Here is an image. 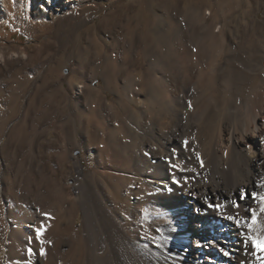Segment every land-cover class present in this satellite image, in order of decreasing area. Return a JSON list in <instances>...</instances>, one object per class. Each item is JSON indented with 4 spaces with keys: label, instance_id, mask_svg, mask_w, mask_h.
<instances>
[{
    "label": "bare ground",
    "instance_id": "obj_1",
    "mask_svg": "<svg viewBox=\"0 0 264 264\" xmlns=\"http://www.w3.org/2000/svg\"><path fill=\"white\" fill-rule=\"evenodd\" d=\"M171 42L154 39L147 47L150 68L156 72L143 73L139 83L143 87L149 76L153 95L142 101L138 113L127 117L126 129L117 116V124L103 140L107 130L92 116L88 119L87 132L99 158L105 151L116 158L113 171L96 166L86 172L80 158L67 168L70 141L48 153L50 164L55 160L77 173V183H88L89 201L77 185L55 178L56 168H48L43 159L20 180L21 161L9 188L14 200L6 201L0 178V230L4 229L6 247L0 264H131L135 254L137 264H261L264 251L258 252L249 237L264 232L259 228L253 232L243 221H250V209H256L258 225L264 223L258 197L251 195L264 194V86H249L250 93L243 92L239 106L224 105L214 92L205 93L206 86L224 80V74L225 87H231L236 71L220 65L228 40L206 38L196 42L194 52L208 57V66L184 89L185 97H168L167 70L188 81L196 66ZM263 48L249 44L236 60L242 81L256 74L259 66L264 70V60L258 59H264ZM107 101L113 111L123 108ZM121 159L127 165L121 166ZM132 168L137 172L134 177L128 175ZM173 178L181 185H174ZM242 190L248 194L244 200ZM209 203L225 207L209 208ZM78 204L83 209L81 222ZM228 215L243 218L241 225ZM73 234L78 242L66 249L64 237ZM197 240L214 243L198 247ZM260 248L264 250V244Z\"/></svg>",
    "mask_w": 264,
    "mask_h": 264
},
{
    "label": "rangeland",
    "instance_id": "obj_2",
    "mask_svg": "<svg viewBox=\"0 0 264 264\" xmlns=\"http://www.w3.org/2000/svg\"><path fill=\"white\" fill-rule=\"evenodd\" d=\"M206 38L228 40L220 65L237 72L231 87H225L224 74V80L207 85L204 92H214L224 105L239 106L249 86H264L262 66L242 81L236 62L249 44L264 47V0H0V178L6 201L14 200L9 188L21 161L20 180L42 159L48 168H56L55 178L77 185L89 201L88 183H77V173L59 162L50 164L48 153L70 141L67 168L80 158L86 172L96 166L113 171L116 158L105 150L99 158L87 132L88 119L92 116L107 130L103 140L117 116L127 128V117L153 95L149 76L156 71L150 68L147 47L154 39L172 41L196 65L188 81L166 72L168 97H185L184 89L210 62L194 52L196 42ZM143 73L149 76L142 87ZM107 100L123 110L113 111ZM119 164L127 165L124 159ZM134 169L129 176L137 173ZM78 206L81 222L83 209ZM76 238L65 236L64 247L76 244ZM3 242L2 228L0 252L6 256ZM137 261L135 254L130 262Z\"/></svg>",
    "mask_w": 264,
    "mask_h": 264
},
{
    "label": "snow or ice",
    "instance_id": "obj_3",
    "mask_svg": "<svg viewBox=\"0 0 264 264\" xmlns=\"http://www.w3.org/2000/svg\"><path fill=\"white\" fill-rule=\"evenodd\" d=\"M184 144H185V146H187V141H185ZM196 155H197V157H199V153H197ZM202 164H203V162L201 161V165ZM170 167L176 168L177 165L170 163ZM173 184L174 185H181V180L173 178ZM167 191L171 192L172 188L169 187L167 189ZM251 195L253 198L258 197V200L260 202V213H264V194L252 193ZM247 196H248V194L242 190L240 193V199L244 200L247 198ZM233 206L236 208H239V203H234ZM208 207L222 210V209H224L225 206L223 204H219V203H217V204L209 203ZM194 211L199 213L200 209L197 208V209H194ZM250 212H251V220L250 221L244 220L243 221L244 226L251 229L253 232H255L257 230V228H259L260 232H264V223H261L258 225V213H257L256 209H250ZM44 215L48 216L49 214L44 213ZM226 218L228 220L234 221L236 225H241V221L243 219V218H238V215L237 216L228 215ZM43 230H44L43 227L36 229L37 237H39L42 234ZM249 238L251 239L253 246L257 249L258 252L264 251L260 248V245L264 244V235H250ZM49 243H50V241H49ZM204 243H207L208 246H212L214 242H212V241L202 242L200 240L196 241V244L198 247L203 246ZM29 251H32V250L29 249ZM228 254L229 253L225 252V255H228ZM41 255H43V249H41ZM261 264H264V259H261Z\"/></svg>",
    "mask_w": 264,
    "mask_h": 264
}]
</instances>
